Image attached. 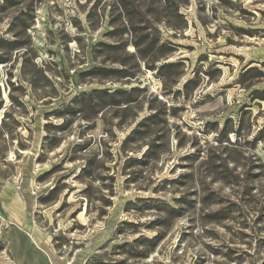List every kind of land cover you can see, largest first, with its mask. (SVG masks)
<instances>
[{
	"label": "rangeland",
	"instance_id": "1",
	"mask_svg": "<svg viewBox=\"0 0 264 264\" xmlns=\"http://www.w3.org/2000/svg\"><path fill=\"white\" fill-rule=\"evenodd\" d=\"M0 264H264V0H0Z\"/></svg>",
	"mask_w": 264,
	"mask_h": 264
},
{
	"label": "trees",
	"instance_id": "2",
	"mask_svg": "<svg viewBox=\"0 0 264 264\" xmlns=\"http://www.w3.org/2000/svg\"><path fill=\"white\" fill-rule=\"evenodd\" d=\"M1 62H3V59H2V58H0V63H1Z\"/></svg>",
	"mask_w": 264,
	"mask_h": 264
}]
</instances>
